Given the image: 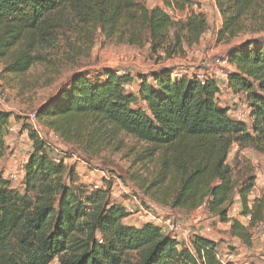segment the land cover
I'll use <instances>...</instances> for the list:
<instances>
[{
    "label": "trees",
    "instance_id": "obj_1",
    "mask_svg": "<svg viewBox=\"0 0 264 264\" xmlns=\"http://www.w3.org/2000/svg\"><path fill=\"white\" fill-rule=\"evenodd\" d=\"M162 2L178 11L190 6L189 0ZM214 3L223 19L219 40L264 30V0ZM61 22L71 32L92 27L104 38L116 36L127 46L148 45L169 56L198 45L208 30L201 13L190 11L185 21L174 23L162 8L148 9L138 0H0V79L23 78L48 64L46 52L59 44ZM227 56L235 67L228 84L235 95H244L250 128L220 107L214 81L201 85L168 68L140 77L135 94L127 89L134 83L128 73L103 69L92 80L75 73L35 110L36 118L89 166L109 150L123 151L129 139L136 152L128 179L142 198L185 213L204 208L220 223H230L231 235L250 248V228L264 221V199L250 201L256 178L235 180L228 157L234 146L264 154V40L244 42ZM11 118L20 121L0 110V160ZM23 128L32 151L22 166V194L0 170V264H236L222 262L217 243L201 236H194L190 250L178 249L150 223L125 224L128 215L110 200V184L77 185L75 167L62 159L54 163L46 140ZM236 197L240 214L251 216L247 227L229 218Z\"/></svg>",
    "mask_w": 264,
    "mask_h": 264
},
{
    "label": "rangeland",
    "instance_id": "obj_2",
    "mask_svg": "<svg viewBox=\"0 0 264 264\" xmlns=\"http://www.w3.org/2000/svg\"><path fill=\"white\" fill-rule=\"evenodd\" d=\"M138 3L148 9L162 8L164 5L162 0H138ZM189 5L187 15L194 10L206 18L208 30L200 41L205 50L211 51L214 57H223L229 53L230 49L244 42L250 40L260 42L264 40V30L257 32L248 30L228 41L226 39L219 40L218 32L221 30L223 19L215 6L214 0H189ZM60 15L64 17V21L66 19L69 20L66 17L68 16L67 12H63ZM58 24L61 25L57 34L59 44L53 50L46 52L51 55L48 64L34 67L23 78L7 76L4 80L0 79V110L10 112L14 117L20 118V121H17L19 122L17 130L7 135L8 139L5 144V155L3 158L9 159L7 164L11 160L12 165L16 166V172L22 170L27 156L32 151V143L29 140L28 132L23 128L27 126L37 131L47 143H50L53 157L65 159L67 166L75 167L76 174L77 176L79 175L76 179L77 185L79 182V185L85 187H89L91 184H96L99 187L104 186L106 183L110 184L109 195L113 203L122 205L123 202L131 201L133 197H136L142 203L144 209L154 212V209L147 205L149 203L147 202L148 200L141 197L142 194L137 187L128 179V175L132 170H130V165L131 161H133V154L136 152V150L134 153L131 152L132 146L134 147L132 141L129 139L125 140L126 147L123 151L115 152L109 150L100 159L93 160L89 166L74 156L73 150L62 141H51L49 138L50 133L43 129L38 121L33 124L29 120V116L46 100L56 94L75 73L85 72L91 80L97 78L103 69H111L117 72L118 76H121L122 73H128L134 77L133 84L135 88H138V79L140 77L150 76L162 68L173 69L175 73L184 75L186 72L191 73L202 67L203 61L188 57V52L192 48H186L185 46L182 50L175 49V52L169 56L162 49L155 52L151 51L148 45L142 48L127 46L118 42L116 36L108 39L104 38L99 31L92 27L87 28L84 32H82L83 30L80 27H77L71 32L66 23L61 22ZM249 25L248 23V27L251 29L255 28L252 24L251 26ZM170 34H172V31H170ZM1 69L2 65L0 64V71ZM230 69L231 65L229 71ZM150 83H152V80H150ZM133 93L135 94L136 92ZM223 97V100L219 102L229 103L235 101L234 103L232 102L235 107L234 113L247 111L249 115L244 95H235L232 91L231 93H224ZM139 105L144 108V104L139 102ZM244 123L250 128L251 120L249 117ZM126 154L129 156H126ZM228 163L233 166V177L235 180L240 181L249 175L255 176V186L251 192L250 201L260 198L264 199V154L248 149H245L243 154H235L231 151ZM91 172L94 173L92 174ZM6 177L10 181L11 187L22 194L21 180L9 178V175ZM86 177L88 178L86 179ZM234 204L235 201L230 208V212L233 211ZM171 215L178 220L182 219L179 216L187 217V214L181 211H175ZM209 224L210 226L216 225L214 218ZM255 234L258 238L259 235H264V232ZM224 238L226 239L219 245V254L222 260H225L223 255H226L227 251L232 252L237 249L235 241L229 236L226 237L224 235ZM260 243L262 247L250 245V248L253 247L251 250L255 253L249 257L245 256L248 259L247 262L264 264V243ZM238 255L237 259H240L242 252H239ZM134 260V255L130 256V261L134 262ZM52 264H57V261L55 260Z\"/></svg>",
    "mask_w": 264,
    "mask_h": 264
},
{
    "label": "built area",
    "instance_id": "obj_3",
    "mask_svg": "<svg viewBox=\"0 0 264 264\" xmlns=\"http://www.w3.org/2000/svg\"><path fill=\"white\" fill-rule=\"evenodd\" d=\"M162 10L169 17V19L174 23L183 22L186 20L188 16L187 8L184 11H178L173 5H171L169 7L163 6ZM188 57L202 60L203 63L201 64L202 67L198 68L197 70L191 72L188 75L187 74H184V75L188 76L189 78L193 80H196L201 85H204L206 82H209V81H214L217 84L218 90H219L217 95H219L221 91L223 90H226L230 93L232 92L228 84V74L230 73L229 67L231 64L228 60L227 55L223 57H214L211 51L207 49L205 50L203 46H195V47L193 46L192 49L188 52ZM209 62H210V65H209ZM173 76H180V73L174 72ZM127 89L131 92H136L137 90L134 84L128 85ZM230 115L232 119L239 121V122H245V120H247V118L249 117L247 111L245 112L239 111L237 113H230ZM29 120L33 124L36 123L37 118H36L35 112L29 116ZM7 131L8 133L14 132V127L8 126ZM51 137L54 141H61L60 138L53 133H51ZM235 147L237 146H234L233 148ZM52 161L54 163H59L61 159H57L56 157H53ZM62 162L64 163V165H66L65 159H62ZM10 177L16 178L14 175H9V178ZM90 186L92 189L99 188V186H97L96 184H91ZM122 207L124 208L126 214L128 215L127 217H134L141 225L150 223L158 227L163 233L170 236L176 242L178 249L182 247H185L189 250L191 249L194 236L188 237V238L187 236L184 237L182 234L181 225L179 224L178 220L175 219L172 215L163 214V215L157 216L156 214H153L154 212H149L147 211V209H144L142 203L139 200H137L136 197H133L131 201L123 202ZM150 207L153 208V206H150ZM243 219H244V222L247 224V226L251 224L250 215L245 216V217L243 216ZM250 230L254 234L263 233L264 232V221L253 224ZM210 231L211 230L208 229L206 232H210ZM227 261H229V259H227Z\"/></svg>",
    "mask_w": 264,
    "mask_h": 264
},
{
    "label": "crops",
    "instance_id": "obj_4",
    "mask_svg": "<svg viewBox=\"0 0 264 264\" xmlns=\"http://www.w3.org/2000/svg\"><path fill=\"white\" fill-rule=\"evenodd\" d=\"M199 44H201L200 46H203L201 41ZM230 71L231 72L235 71V67L233 65H231ZM186 74L188 75L190 73L186 72ZM224 93H228V92L226 90H223V91H221V93L219 95H217L218 102L223 100V98H224L223 94ZM232 102L234 103L235 101H232ZM232 102H229V103H225L223 101L219 102V105L221 108L228 109L227 113L230 117H231L230 113H234L233 110L235 108L232 105ZM18 125H19V122H17L13 118H11L9 120V126H12L15 128L14 132L17 130ZM49 138L53 142H61V141H54L51 137V133L49 134ZM7 139H8V136L5 137V144H6ZM243 151L244 150L239 151V148H237V147L232 149V152H234L235 154H237V153L243 154ZM8 160L9 159H6V158H2L0 160V170L3 173V177L6 179L7 178L6 176L14 175L16 177V179L18 178V179L22 180L23 171L19 170V172L18 171L16 172V169H15L16 166L14 164L12 165L11 160L7 164ZM91 173L93 174L94 172H91ZM87 178L88 177H86V179ZM79 184H80V182H79ZM81 184H82V182H81ZM234 201H235L234 208H233L232 212L229 211V218L232 220H237L244 227H247V224L244 222L243 216L240 214L241 213V206L239 204L238 197H236ZM147 202H149L147 204H149L150 206H153V208H154L153 214H156L157 216H160L163 214H165V215L170 214L171 215V214H173V212L179 211V210H171L168 208L159 207L149 200ZM185 214H187V217L184 218V217L179 216V218H182V219H180V220L177 219L179 224L181 225V230H182V234L184 237L187 236V238H188V237H192V236H201L203 238L208 239L209 241L217 243V253H218L217 256L222 262H228L227 259H229L230 262H233L236 264H252V262H247L248 259L245 258V256L249 257L250 255H254L255 252L253 250H251V249H253V247H251V248L246 247L238 238L233 237L231 235V232H230L231 224L230 223H226V224L220 223L216 217L208 214L204 208H199L193 212L185 213ZM263 215H264V213H263ZM213 218L216 221V225L210 226L209 222L212 221ZM123 222L125 224H127L129 226H133V227H140L141 226V224L134 217H127L124 219ZM208 229H210L211 231L206 232ZM249 234L251 235V238H250L251 245H254V246L256 245L258 247H262L260 245L261 244L260 242L264 243V235H262V236L259 235V237L257 238L256 235L251 230H249ZM224 235L226 237L229 236L233 241L236 242L235 246L237 247V249L235 251H232V252L227 251V254L223 255V258L225 260H222L220 257V254H219V245L221 244V242L223 240L226 239V238H224ZM239 252H242V257L240 259H237V257L239 256L238 255Z\"/></svg>",
    "mask_w": 264,
    "mask_h": 264
}]
</instances>
